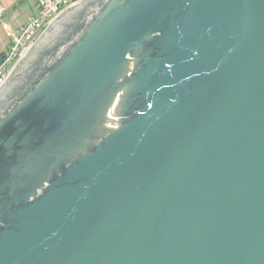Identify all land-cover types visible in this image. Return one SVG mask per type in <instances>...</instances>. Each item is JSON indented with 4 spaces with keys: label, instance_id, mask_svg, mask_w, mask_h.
I'll return each instance as SVG.
<instances>
[{
    "label": "water",
    "instance_id": "water-1",
    "mask_svg": "<svg viewBox=\"0 0 264 264\" xmlns=\"http://www.w3.org/2000/svg\"><path fill=\"white\" fill-rule=\"evenodd\" d=\"M0 264H264V0L62 9L0 83Z\"/></svg>",
    "mask_w": 264,
    "mask_h": 264
},
{
    "label": "built area",
    "instance_id": "built-area-1",
    "mask_svg": "<svg viewBox=\"0 0 264 264\" xmlns=\"http://www.w3.org/2000/svg\"><path fill=\"white\" fill-rule=\"evenodd\" d=\"M76 1L78 0H37L40 14L29 18L27 24L20 26L14 32H7L11 36V44L3 53V59L0 61V83L46 26L62 9Z\"/></svg>",
    "mask_w": 264,
    "mask_h": 264
},
{
    "label": "trees",
    "instance_id": "trees-1",
    "mask_svg": "<svg viewBox=\"0 0 264 264\" xmlns=\"http://www.w3.org/2000/svg\"><path fill=\"white\" fill-rule=\"evenodd\" d=\"M82 17L83 13L78 14L77 18L69 24V27L66 32H64L63 35L60 36L59 39H57V42L49 49L44 50L40 57L36 59V61L32 64L30 68L31 70L25 73L23 80H21V82L17 85L13 94L11 95L10 100L12 101L9 103V108H12L21 98H23L24 95L34 87L37 81L41 79L46 73L50 72L58 63V61L63 57L62 55L60 59H55L58 47L64 42H66V40L73 39L77 32L80 31L83 27H85L86 21ZM72 45L73 44H71V46ZM71 46H69L68 49ZM3 53L4 52L0 53V61L3 59ZM45 56L48 57L45 58ZM48 58L49 60L53 58L55 60L54 63L51 65H47L46 61Z\"/></svg>",
    "mask_w": 264,
    "mask_h": 264
},
{
    "label": "crops",
    "instance_id": "crops-1",
    "mask_svg": "<svg viewBox=\"0 0 264 264\" xmlns=\"http://www.w3.org/2000/svg\"><path fill=\"white\" fill-rule=\"evenodd\" d=\"M20 8H25V10H23V14L21 13V11L19 12ZM7 12L8 14H12L14 16L15 23L12 25L13 30L15 31L22 25L21 23L26 22L29 18L33 16L39 15L40 8L38 7L37 0H0V20L4 17ZM18 16L19 19H17ZM19 21L22 22L19 23ZM2 25L6 32V37L8 38L9 43L8 45L6 44V46L0 51V53L5 52L11 44V36L7 34V32H12L9 25H7L5 22H3Z\"/></svg>",
    "mask_w": 264,
    "mask_h": 264
},
{
    "label": "rangeland",
    "instance_id": "rangeland-1",
    "mask_svg": "<svg viewBox=\"0 0 264 264\" xmlns=\"http://www.w3.org/2000/svg\"><path fill=\"white\" fill-rule=\"evenodd\" d=\"M23 10H25V8H20L19 12L21 11V13L23 14ZM20 15V13H19ZM17 19H19V16L17 17ZM24 19V18H23ZM27 20V19H26ZM25 20V21H26ZM24 21V20H23ZM29 21V19L26 22L21 23L23 25L27 24ZM3 22H5L7 25H9V27L11 28L12 32L13 30V25L15 23L14 20V16L12 14H8V12L4 15V17L0 20V51L6 46V44L8 45V38L6 37V32L3 28ZM22 21H19V23ZM6 49V48H5ZM4 49V50H5ZM27 50V49H26Z\"/></svg>",
    "mask_w": 264,
    "mask_h": 264
}]
</instances>
